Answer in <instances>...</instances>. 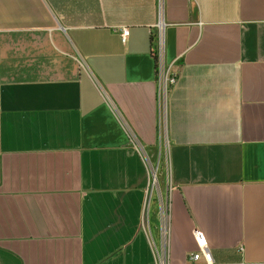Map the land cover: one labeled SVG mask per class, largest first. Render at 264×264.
Masks as SVG:
<instances>
[{"label": "crops", "instance_id": "crops-1", "mask_svg": "<svg viewBox=\"0 0 264 264\" xmlns=\"http://www.w3.org/2000/svg\"><path fill=\"white\" fill-rule=\"evenodd\" d=\"M196 228L264 264V0H0V264H193Z\"/></svg>", "mask_w": 264, "mask_h": 264}, {"label": "built area", "instance_id": "built-area-1", "mask_svg": "<svg viewBox=\"0 0 264 264\" xmlns=\"http://www.w3.org/2000/svg\"><path fill=\"white\" fill-rule=\"evenodd\" d=\"M161 21V20H160ZM160 21L158 22V31H157V44L155 49V58H156V72H157V83L159 88V97L166 99L171 92V89L177 83V74L173 73L167 65L165 58V43L163 37V31L160 28ZM122 38L125 41L129 34L128 28L121 29ZM156 175H154L155 177ZM157 177V176H156ZM157 179H153L156 181ZM151 184V183H150ZM194 239L198 245L199 251L191 255V260L193 264L201 258L204 257L205 264H215L213 257L209 251L207 239L204 233L199 229H194L193 232ZM160 264H166L164 256H160Z\"/></svg>", "mask_w": 264, "mask_h": 264}, {"label": "rangeland", "instance_id": "rangeland-1", "mask_svg": "<svg viewBox=\"0 0 264 264\" xmlns=\"http://www.w3.org/2000/svg\"><path fill=\"white\" fill-rule=\"evenodd\" d=\"M157 179L156 181H158V178L155 176L154 177V173H152V178H151V186H150V188L152 189H154V187H155V189H157L158 191H159V193L160 194H158V196L156 197V199H155V202L157 203L158 202V204H160V206H161V215H162V230H164V227L166 226V221H167V201H166V198H165V195H166V193H165V186H163V185H157L158 184V182L156 183V181H153V179Z\"/></svg>", "mask_w": 264, "mask_h": 264}, {"label": "bare ground", "instance_id": "bare-ground-1", "mask_svg": "<svg viewBox=\"0 0 264 264\" xmlns=\"http://www.w3.org/2000/svg\"><path fill=\"white\" fill-rule=\"evenodd\" d=\"M162 6H163V5H162V3H161V12H162ZM160 28H161V30L163 31V23H162V22L160 23ZM156 183H157V181H156Z\"/></svg>", "mask_w": 264, "mask_h": 264}]
</instances>
